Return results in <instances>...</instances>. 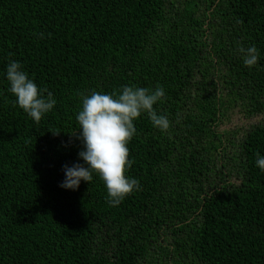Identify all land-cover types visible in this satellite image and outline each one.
<instances>
[{"label": "trees", "instance_id": "obj_1", "mask_svg": "<svg viewBox=\"0 0 264 264\" xmlns=\"http://www.w3.org/2000/svg\"><path fill=\"white\" fill-rule=\"evenodd\" d=\"M13 60L56 100L39 123L9 92ZM123 85L162 86L170 127L134 121L140 188L110 206L95 173L60 184L84 164L77 93ZM231 107L264 115V0H0V264H264V121L238 145L241 183L212 181Z\"/></svg>", "mask_w": 264, "mask_h": 264}, {"label": "clouds", "instance_id": "obj_2", "mask_svg": "<svg viewBox=\"0 0 264 264\" xmlns=\"http://www.w3.org/2000/svg\"><path fill=\"white\" fill-rule=\"evenodd\" d=\"M238 51L245 66L257 64L259 52L255 45L247 48L241 45ZM6 78L10 83L9 92L16 97L15 105L36 123L56 104L53 93L46 88L41 89L30 79L19 61L9 62ZM77 94L82 98V108L76 116L79 131L72 134L82 142L83 150L78 156L84 164H65V179L60 187L76 190L81 180L90 183L95 173L106 187L107 202L110 206H118L126 196L140 188L139 181L127 175L133 164V160L129 159L127 144L137 131L134 121L146 113L153 126L161 131H167L170 127L168 117L158 114L154 108L155 104L165 99V90L160 85L154 89L123 85L111 93L92 90L87 95L83 92ZM59 132L53 133L58 135ZM255 162L264 171V156L259 152L256 153Z\"/></svg>", "mask_w": 264, "mask_h": 264}, {"label": "rangeland", "instance_id": "obj_3", "mask_svg": "<svg viewBox=\"0 0 264 264\" xmlns=\"http://www.w3.org/2000/svg\"><path fill=\"white\" fill-rule=\"evenodd\" d=\"M264 121V115H255V116H247L240 107H231L227 112L222 115L220 121L218 122V126L216 127V132L218 133L215 140L219 143V139L222 137L221 133L225 139H227V143L223 148H219L218 150H213L211 166L214 167L211 172L213 182L214 180H218L217 174L223 175L226 172L229 177L227 178L230 182L234 184H240L241 178L238 175L239 172V143L241 144V140L244 138L245 132L250 129L253 125L261 124ZM219 152H223L219 154ZM224 177V182L227 180ZM218 182V181H217ZM216 182V184H217ZM223 182V183H224Z\"/></svg>", "mask_w": 264, "mask_h": 264}, {"label": "flooded vegetation", "instance_id": "obj_4", "mask_svg": "<svg viewBox=\"0 0 264 264\" xmlns=\"http://www.w3.org/2000/svg\"><path fill=\"white\" fill-rule=\"evenodd\" d=\"M248 130H250V129H248ZM248 130H247V131H248Z\"/></svg>", "mask_w": 264, "mask_h": 264}]
</instances>
